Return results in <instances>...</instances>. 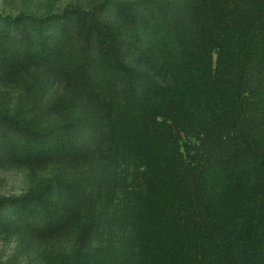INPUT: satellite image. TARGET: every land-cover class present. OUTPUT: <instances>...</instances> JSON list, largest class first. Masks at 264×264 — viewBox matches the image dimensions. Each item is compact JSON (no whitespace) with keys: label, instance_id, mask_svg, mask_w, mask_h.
Wrapping results in <instances>:
<instances>
[{"label":"trees","instance_id":"1","mask_svg":"<svg viewBox=\"0 0 264 264\" xmlns=\"http://www.w3.org/2000/svg\"><path fill=\"white\" fill-rule=\"evenodd\" d=\"M8 92L0 235L38 264H264V0L0 14Z\"/></svg>","mask_w":264,"mask_h":264},{"label":"rangeland","instance_id":"2","mask_svg":"<svg viewBox=\"0 0 264 264\" xmlns=\"http://www.w3.org/2000/svg\"><path fill=\"white\" fill-rule=\"evenodd\" d=\"M87 0H0V14H42L61 10L67 5L84 6ZM17 93L0 94V109L13 106ZM131 172L137 161L131 162ZM130 172V174H131ZM30 185V176L25 167H0V195L21 194ZM40 244L18 234L0 235V263L38 264Z\"/></svg>","mask_w":264,"mask_h":264}]
</instances>
